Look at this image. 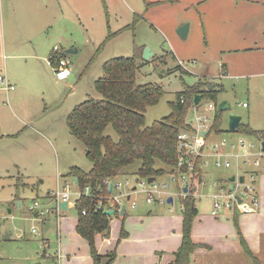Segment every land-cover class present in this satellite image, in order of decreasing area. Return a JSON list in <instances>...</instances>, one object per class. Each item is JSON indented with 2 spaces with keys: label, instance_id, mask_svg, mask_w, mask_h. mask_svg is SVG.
I'll return each mask as SVG.
<instances>
[{
  "label": "rangeland",
  "instance_id": "1",
  "mask_svg": "<svg viewBox=\"0 0 264 264\" xmlns=\"http://www.w3.org/2000/svg\"><path fill=\"white\" fill-rule=\"evenodd\" d=\"M193 2L0 0V75L14 86L8 92L0 89V264H44L59 252L66 258L68 253H82L84 248L90 253L83 239L80 240L85 247L80 245V250L77 245L75 250H70L66 241L69 235L75 243L78 238L75 230L78 213L74 205L77 193L84 190L66 174L72 166L84 171L92 166L83 144L70 135L66 117L74 105L87 97H100L94 81L102 75V65L108 59L135 56L140 65L136 82H151L162 87L164 94L160 101L146 109V125L169 114L168 102L175 100L187 86L202 81L208 84L201 90L215 85V99L203 96L199 103V111L210 121L215 111L206 110L207 103L217 105L225 100L230 103V111L241 116V123L256 130L264 129L263 49L221 52L222 44H227L220 43L219 39L205 42L198 10L212 3L207 1L197 7L192 6ZM247 4L253 16L247 18V33L252 35L255 31L249 23H260L263 16L260 8L264 5L249 1ZM212 14L214 18L222 15ZM184 19L192 21L191 34L181 38L176 25ZM252 40L253 35L248 36L246 42L252 45ZM263 40L259 36V41ZM100 45L102 48L96 52ZM54 47L59 49L60 55L68 48L76 49L66 55L71 74L65 81L54 79L53 67L49 64ZM136 47H147L154 55L144 60L142 53L140 56L135 53ZM212 54L226 56L227 71L221 72L220 63L212 61ZM243 102L248 103V107H243ZM187 118L192 119L193 115L189 112ZM106 133L116 139L110 127ZM205 140L207 155L202 162L203 181L189 182L188 190L196 188L193 194L198 212L192 221L193 238L207 239L210 249L194 257L190 264H252L245 254L232 249L234 246L229 239H234L237 227L264 263V172L256 175L254 191L235 213L238 222L224 214H233L234 206L230 211L224 207L217 210L216 217L211 215L212 195L220 192V186L228 190V178L236 174L234 156L228 157L230 165L225 167L224 163L216 166L212 154L216 150L242 154L240 140H243L245 144L253 143L252 147H247L252 153L250 160L259 159L261 164L264 158L258 155L260 144L254 137L229 131L227 111L223 112L222 131L208 135ZM223 140H226L224 146L221 145ZM221 160L223 162L224 158ZM239 160L242 163L244 158ZM139 165V161L134 162L109 182L114 186L112 196L120 206L125 205L126 211L110 215L108 238L113 240L115 236V239L111 245L104 244L103 249H107L105 253L115 252L117 264L147 263L152 260L154 250H163V247L168 257V249H176L181 243L179 197L183 195L182 180H173L171 174L156 177L151 183L156 185L158 192L153 193V201L147 203L145 190L151 186L147 181L142 187L138 185L141 179L135 170ZM242 167L247 173L255 169L254 165ZM246 180L249 181L248 176ZM118 182L120 187L116 188ZM133 187L136 188L133 190ZM65 189L70 194L72 206L57 217L51 194ZM125 193H129L130 199ZM252 196L258 199L257 205L251 203ZM168 197H172V202H167ZM34 201L38 202V207L30 210ZM104 202L105 206L111 205L108 199ZM248 203L254 210L247 211L250 209ZM36 211L47 212L35 216ZM122 230L124 235H121ZM219 234L227 235V239L220 238ZM126 235L129 240L122 243L121 238ZM96 237L98 250L101 240ZM224 242H228L227 245ZM137 251L145 254H136Z\"/></svg>",
  "mask_w": 264,
  "mask_h": 264
},
{
  "label": "trees",
  "instance_id": "2",
  "mask_svg": "<svg viewBox=\"0 0 264 264\" xmlns=\"http://www.w3.org/2000/svg\"><path fill=\"white\" fill-rule=\"evenodd\" d=\"M101 48L102 45L97 47L96 52ZM135 50L140 56L143 48L136 47ZM139 68L135 56H118L105 61L102 65V75L94 82V88L100 97H88L76 104L66 117L70 135L83 144L85 156L92 163L88 171L72 166L66 175L72 180L76 178L80 188H84L85 185L91 187V196H82L75 200L78 213L75 229L87 241L94 264H112L116 257L114 251L101 255L95 248V236L99 234L108 237L110 233L111 216L104 213L109 204L105 206L106 201L103 200L101 208L95 209L97 197L109 193L104 182L119 176L127 166L136 161L140 162L135 170L140 179L156 178L164 174L178 176V161L182 154L178 148V134L184 129H190L186 121L193 97L195 94H201L202 98L207 96L215 99L216 96L214 88L201 90L208 82L187 86L178 93L175 100L168 102L171 109L169 114L146 125V109L156 105L164 91L155 83H137L136 75ZM180 98L184 99L183 103L180 102ZM222 124L223 112L216 109L205 138L212 133H220ZM108 127L115 133L116 139L106 133ZM235 131L250 137L264 138V129L256 130L241 122ZM202 160L201 156L192 159L194 165L192 177L199 182L202 181ZM180 169L181 172L188 171L186 164ZM178 187L181 190L179 185ZM179 201L182 210V238L174 252V260L169 264H190V255L196 248L202 246L191 237L192 221L197 215L196 198L193 192H189L180 195ZM117 208L118 205L115 204L113 214H119ZM82 210H85V214H82ZM234 220L237 222L236 217ZM124 233L122 230L121 235ZM237 233L244 254L251 263L264 264L250 249L239 227Z\"/></svg>",
  "mask_w": 264,
  "mask_h": 264
},
{
  "label": "built area",
  "instance_id": "3",
  "mask_svg": "<svg viewBox=\"0 0 264 264\" xmlns=\"http://www.w3.org/2000/svg\"><path fill=\"white\" fill-rule=\"evenodd\" d=\"M53 50H54V53L50 57L49 64L53 67L54 78L56 80H65L71 74L69 59L66 58V56L58 54V50H59L58 48L54 47ZM179 64L183 68H185L182 61L179 60ZM0 89L8 92L10 90H13L14 86L9 83L8 79L5 76L0 75ZM180 102L183 103L184 99L180 98ZM199 103L194 104L192 102L191 108L189 110L190 115H193L192 119L187 118V121H186L187 125L190 127V129H184L178 134V139H179L178 148H179V150L182 151V154H181L179 161H178V167H179L178 176L171 174L172 175L171 178L173 180L181 179L183 182L182 187L184 185H187L190 188L189 182L194 183L197 181L196 178L192 177L194 175V173H193L194 165H193L192 159L195 156H201L203 159V157L205 155H207L206 151H204L205 144H206L205 135L207 133L203 134V131H207V132L209 131V128L211 126L213 118L210 121V118L208 116L204 115L203 113L201 114V112L199 111ZM214 103L208 102L206 110H208V111L214 110L215 111L217 109V105ZM242 106L246 107L247 103L243 102ZM254 138L257 139L259 144H260V151H259L258 155L261 158H264V151L262 150V145H261V142L264 141V138L262 136H258V137H254ZM225 143H226V140H223L221 145L224 146ZM240 144H241V147L244 149V152L242 154L226 153L222 150H216L212 154L216 159L215 160L216 166H221L224 163V166L228 167L230 165L228 157L234 156L236 158V163H235L236 174H234V176H235L234 188L232 190H230L229 188H228V190H226L225 187L220 186L219 187L220 192L214 193L212 195V197H213V209L211 210L212 216H216L217 210H219L223 207L225 209H232L233 206L235 208H240V206L242 204H244V202H245L244 200H246L247 197L250 195V193L254 191V187H255L254 182L256 180V174L253 170H250L248 173H247V170H246V172H244V168L242 167L243 165H246V166L247 165H254L256 168L262 166L264 168V161L260 164L259 159L250 160V158H249L252 155V153L247 150V147H252L253 143L245 144L243 140H240ZM184 148H185V150L183 151ZM214 148H217L216 144L214 145ZM241 157L244 158L242 163L239 160ZM221 158H224L223 162H222ZM203 160H202V162H203ZM185 164L187 165L188 171L187 172H181L180 167H182ZM202 164L203 163H201V168H202ZM240 176H243V178H244V181L242 183L239 182ZM247 176L249 178V181L246 180ZM109 182L110 181L104 182L105 188L108 191H109L110 186L112 189L114 187L113 184L109 183ZM145 184H146V179H141V181L138 182V185H140L141 187ZM228 185H229V181H228ZM150 186H151V189L145 190L147 193V195H146V202L147 203L152 202L154 199L153 193L158 192V189L154 183H150ZM162 186L165 187L167 185L162 184ZM241 186L243 187L242 189H241ZM115 187L119 188L120 182H118L115 185ZM111 192H112V190L109 191V193L106 194L105 196L100 195L99 197H97V203H96L97 205L95 206L96 210L101 208V204H102L103 200L108 199V201L111 202V205L109 203V206H106L105 210H112L113 211L115 204H117L118 205L117 209L120 211V208H121L120 202L118 200H116L115 196H112ZM188 193H189V190L187 193H183V195L188 194ZM91 194H92L91 193V187L89 185H85L84 190H81L80 192L77 193V199L82 197V196L89 197V196H91ZM241 194L244 196H242ZM69 195L70 194L67 191V189H65L63 191L57 190L55 193L53 192L51 194V196H53V198L55 200L56 214L59 213L60 211H62V208L60 207V203L62 201H66L67 204L70 202L69 201ZM124 195H126V197L130 196L129 193H125ZM236 195L240 196V198H241L240 202H238ZM220 198H224L225 201L220 202L219 201ZM257 201H258V199L256 197L252 196L251 203L253 205H257ZM132 206H135V202L132 203ZM37 207H38V202L34 201L33 205L30 207V210L37 209ZM249 207H250V209H248L247 211L254 210L250 204H249ZM45 212H47V211H39V212L36 211L35 214H36V216L44 215ZM82 214H85V210H82Z\"/></svg>",
  "mask_w": 264,
  "mask_h": 264
},
{
  "label": "crops",
  "instance_id": "4",
  "mask_svg": "<svg viewBox=\"0 0 264 264\" xmlns=\"http://www.w3.org/2000/svg\"><path fill=\"white\" fill-rule=\"evenodd\" d=\"M207 1H210L209 3H212V6H210V7L207 6L205 8H202L201 10H198V14L200 13V15L197 14L198 18H199V24L203 28V33H204L203 38L205 39V42L211 41L212 39H219L221 41L220 43L223 42L224 44H227V46H224L222 44L223 47H221V52H227V51H240V52L241 51H247V52H250V51L262 50V49L264 52V40L262 42L259 41V36H262V38H264V6H262V9L260 8L261 13L263 14V16L260 20V23L258 25H256V23L255 24L249 23L250 26L253 25L252 27H253V30L255 31V33H252V35L254 36V40H252V45H249L246 42L247 37L252 36L251 34L247 33V18L253 17L249 13V7L250 6H249V4H247V2L248 1L251 3H255V2L260 3L261 2V4L264 5V3H263L264 0H194V2L192 3V6L196 5L198 7V6H201L202 4L206 3ZM253 10H255V9L253 8ZM212 13L222 14V15H219V17L214 18L213 17L214 14H212ZM211 14L213 16H211ZM213 18H214V20H213ZM186 22L188 23V31H187L186 37H188L191 34L190 31H191L192 21H190L189 19H184L178 25H176V27H179ZM230 30H233L232 31L233 33H231L232 36L230 35ZM216 34L218 36H216ZM177 58L178 57L176 56V59ZM177 60L182 61L179 58ZM215 60H217V62L220 63L221 72L227 71V67H226L225 62L228 61V59L226 58L225 55L221 54V56L218 57V55L213 56V54H212V61H215ZM202 76L204 78H208V75H202ZM221 77H223V75H221L220 78ZM65 80H56V81H65ZM201 82L202 81H200L198 83H201ZM198 83H196V84H198ZM203 86H206V85H203ZM213 88L215 89V85ZM86 99H84V100H86ZM84 100H82V101H84ZM246 107H248V103H247ZM72 108H71V110H72ZM253 171L257 175L260 172L261 173L264 172V168L262 166L258 167V169L255 167V169H253ZM202 176H203V171H202ZM202 180H203V178H202ZM70 206H72V204L69 202L66 206V210ZM227 210L230 211V209H227ZM237 210H238V208L234 207L233 214L224 213L225 217H228V216H231L234 218L236 217V220H237V216L235 214L237 212ZM61 212L62 211H60L59 213L56 214L57 217L60 215ZM125 212L126 211L124 210L123 214H125ZM35 216H36V214H35ZM237 222H238V220H237ZM76 223H77V220L75 222V226H76ZM181 232H182V227H181ZM126 233H128V232H126ZM77 235H78V238L76 240V243L72 240V238L69 237L71 235L66 237V241L70 244L69 245L70 250H75V247H74L75 245L78 246V248H77L78 250H80V248H79L80 245H82L83 248L85 247V244H83V242H81L82 240H80L83 238L78 233H77ZM219 235H220V238L227 239V235H225V234H219ZM191 236H192V239L194 242L201 244L202 246L196 248L192 252V254L190 255V263H191V260L194 259V257L198 256L200 253L209 252L208 250L210 249V247H209L210 244H209V241L207 239L206 240L205 239H199L197 236L194 239L192 231H191ZM128 237H129V233H128ZM128 237H127V235L125 237L123 236L121 238L122 243L128 241L129 240ZM180 237L182 238V233H181ZM96 238H100V240H101L100 242H98V250L97 251L99 254L104 255L105 251L107 250V249L103 250L104 246L105 245H111L112 241L115 239V236L112 237L113 240H110L111 238L109 239L108 237H103L101 235H97ZM83 240L87 243V241L85 239H83ZM225 241H227V240H225ZM229 241L232 244V246H234V248H232L233 250H236L237 252L244 254L243 248L240 244V238H239L237 231H236L234 239H229ZM227 243H225V245H227ZM177 248H178V246H177ZM177 248L176 249H174V248L168 249V251H170L168 253L169 254L168 257H166L167 252L164 251V247H163V250H161V249L154 250L152 260L150 258L151 261L144 263V264H169L171 261L174 260V252L177 250ZM207 248H208V250H207ZM225 248H227V250H229L228 247H225ZM158 252H160V253L162 252V255H159V256L156 255ZM136 254H145V253L137 251ZM259 259H260V257H259ZM116 260H117V257L112 262V264H117ZM261 262H262V260H261ZM44 264H94V262H93V259L90 255V253H89V250L87 251L84 248V251H82V253H79L78 251L73 252L72 255L70 253H68L66 258L61 252H59L56 256H54L52 258L51 261L47 260V263H44ZM123 264H130V263L124 262Z\"/></svg>",
  "mask_w": 264,
  "mask_h": 264
},
{
  "label": "water",
  "instance_id": "5",
  "mask_svg": "<svg viewBox=\"0 0 264 264\" xmlns=\"http://www.w3.org/2000/svg\"><path fill=\"white\" fill-rule=\"evenodd\" d=\"M187 31H188V23H184L182 24L181 26H179L177 28V34L181 37V38H185L186 35H187ZM76 52V49L74 48H68L66 49L62 55L63 56H66L68 54H72ZM153 52H151L149 50V48L145 47L142 51V58L144 60H149L152 56H153ZM214 85H211L210 88L213 89ZM202 99V96L201 94H195L194 97H193V103L194 104H198L200 102V100ZM217 110L219 111H222V112H225L227 111V129L229 131H235L237 126L239 125L240 121H241V116L240 115H237L233 112L230 111V103L227 102V101H221L219 104H217ZM207 131H203V134H206ZM261 145H262V150L264 151V141L261 142ZM155 178L154 177H148L146 179V181L148 183H151L152 181H154ZM74 182H76V178L73 179ZM228 181H229V189L232 190L234 188V181H235V176L232 175L228 178ZM244 181V178L243 176H240L239 177V182L242 183ZM135 189V187H133V190ZM112 188L110 186L109 188V191H111ZM183 193H187L188 192V186L187 185H184L183 188ZM196 190V188H192V191L191 192H194ZM242 195V194H241ZM244 196V195H242ZM130 196H127V199H129ZM236 198L238 200V202L241 201V198L239 195H236ZM167 202H172V197H168L167 198ZM20 203V202H19ZM66 206H67V202L66 201H62L60 203V207L63 209V210H66ZM124 210H125V205H122L121 208H120V213L123 214L124 213ZM104 213L106 215H113V211L112 210H104Z\"/></svg>",
  "mask_w": 264,
  "mask_h": 264
}]
</instances>
